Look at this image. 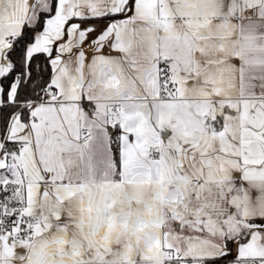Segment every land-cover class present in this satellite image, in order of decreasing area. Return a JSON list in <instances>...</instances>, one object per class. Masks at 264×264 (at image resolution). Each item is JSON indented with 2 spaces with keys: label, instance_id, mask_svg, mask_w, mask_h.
<instances>
[{
  "label": "snow or ice",
  "instance_id": "6c2138e0",
  "mask_svg": "<svg viewBox=\"0 0 264 264\" xmlns=\"http://www.w3.org/2000/svg\"><path fill=\"white\" fill-rule=\"evenodd\" d=\"M0 264H264V0H0Z\"/></svg>",
  "mask_w": 264,
  "mask_h": 264
}]
</instances>
